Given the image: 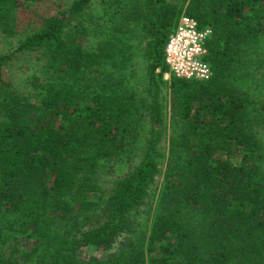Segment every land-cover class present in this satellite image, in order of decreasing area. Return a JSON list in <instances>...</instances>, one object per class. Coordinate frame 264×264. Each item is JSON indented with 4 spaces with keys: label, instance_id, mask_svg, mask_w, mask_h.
<instances>
[{
    "label": "trees",
    "instance_id": "16d2710c",
    "mask_svg": "<svg viewBox=\"0 0 264 264\" xmlns=\"http://www.w3.org/2000/svg\"><path fill=\"white\" fill-rule=\"evenodd\" d=\"M37 1L0 0V67L39 62L35 102L0 79V264H264V0H74L17 32ZM180 16L207 80L162 81Z\"/></svg>",
    "mask_w": 264,
    "mask_h": 264
},
{
    "label": "rangeland",
    "instance_id": "374dc122",
    "mask_svg": "<svg viewBox=\"0 0 264 264\" xmlns=\"http://www.w3.org/2000/svg\"><path fill=\"white\" fill-rule=\"evenodd\" d=\"M73 1L74 0H41L37 2H25L24 8H21L17 14V32L21 31L29 33L34 31L40 26L42 18L58 16ZM78 42L82 46L86 45V41L84 39H80ZM13 45L14 42L12 40H6L0 37V56L11 54L13 52ZM38 63L39 62L35 60V55L33 53H14L0 67L1 84L9 87L17 93L29 95L32 102H35L31 88L27 85V79L33 74L35 64L38 65ZM168 79L169 76L166 81L163 79L162 81L167 83ZM163 95L167 100V90L163 91ZM97 180L104 189H107L109 179H105L104 181L100 173L98 174ZM159 183L160 175L155 178L154 185L157 187ZM89 200L96 201L97 195H90ZM78 255L80 258L86 259L91 256L98 257L100 253L92 247L84 246L79 250Z\"/></svg>",
    "mask_w": 264,
    "mask_h": 264
},
{
    "label": "built area",
    "instance_id": "2783aa9c",
    "mask_svg": "<svg viewBox=\"0 0 264 264\" xmlns=\"http://www.w3.org/2000/svg\"><path fill=\"white\" fill-rule=\"evenodd\" d=\"M207 28L199 30L191 19L180 16L175 28L168 35L163 49V60L168 76L180 79L204 81L210 77V68L204 60L205 39L209 35Z\"/></svg>",
    "mask_w": 264,
    "mask_h": 264
}]
</instances>
